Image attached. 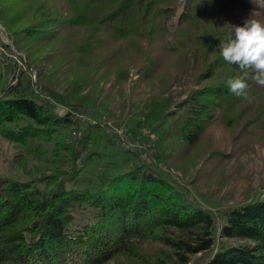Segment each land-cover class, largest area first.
Listing matches in <instances>:
<instances>
[{
	"label": "trees",
	"instance_id": "trees-1",
	"mask_svg": "<svg viewBox=\"0 0 264 264\" xmlns=\"http://www.w3.org/2000/svg\"><path fill=\"white\" fill-rule=\"evenodd\" d=\"M248 18L264 22V0H0V25L24 68L0 62V138L29 174L0 176V264H188L213 251L204 264H264V198L223 211L217 245L213 212L156 161L136 158L84 183L78 162L87 146L64 144L63 129L75 122L56 113L112 66L116 79L135 75L159 93L177 88L165 132L175 145L205 149L220 126L264 147V87L219 48L230 26ZM29 71L45 76L40 92ZM7 73L14 82L3 86ZM237 77L250 100L230 92L227 81ZM50 143L66 168L29 173L28 159ZM221 151L203 163L227 156Z\"/></svg>",
	"mask_w": 264,
	"mask_h": 264
},
{
	"label": "rangeland",
	"instance_id": "rangeland-1",
	"mask_svg": "<svg viewBox=\"0 0 264 264\" xmlns=\"http://www.w3.org/2000/svg\"><path fill=\"white\" fill-rule=\"evenodd\" d=\"M5 45H9V49ZM21 58L22 51H15L0 25V62L15 63V68H21ZM115 75L112 66L103 67L91 85L77 95L80 99L69 101L67 106H56L58 115L69 112L75 122L64 127V144L76 140L87 146L82 161L78 162L84 183L93 180L95 184L101 174L117 173L136 158L156 161L160 170L168 171L175 182L187 188L201 208L213 212L218 245L221 213L251 199L264 198V147L246 142L242 134L237 139L232 137L233 133L226 137L227 133L220 126L212 130L209 143H204L205 149L198 145L193 148H182L180 143L175 145L165 132L172 122L169 112H174L177 88L159 93L154 86L134 82L135 75L126 79H121L124 76L116 79ZM28 76L35 92H40L39 84L47 83L45 76L44 80H39L33 71H29ZM11 82L14 81L10 73L3 75L1 85ZM51 87L65 94L64 85L54 83ZM170 94L173 97L170 98ZM215 147H221L227 156L213 161L217 154L214 153L211 163H203ZM53 148L51 143L43 144L41 156L28 159V172L66 168L64 153ZM187 149L190 151L186 156L183 153ZM17 152L12 143L0 138V176L28 178L29 174L13 164ZM213 252L193 256L188 264H204Z\"/></svg>",
	"mask_w": 264,
	"mask_h": 264
},
{
	"label": "clouds",
	"instance_id": "clouds-1",
	"mask_svg": "<svg viewBox=\"0 0 264 264\" xmlns=\"http://www.w3.org/2000/svg\"><path fill=\"white\" fill-rule=\"evenodd\" d=\"M224 61L236 65L244 73H251V79L264 87V22L247 19L242 26L232 25L226 42L219 45ZM232 94L250 100L249 84L244 78L227 81Z\"/></svg>",
	"mask_w": 264,
	"mask_h": 264
}]
</instances>
